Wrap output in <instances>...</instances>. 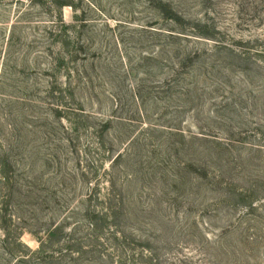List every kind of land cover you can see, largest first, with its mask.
<instances>
[{
    "label": "rangeland",
    "instance_id": "obj_1",
    "mask_svg": "<svg viewBox=\"0 0 264 264\" xmlns=\"http://www.w3.org/2000/svg\"><path fill=\"white\" fill-rule=\"evenodd\" d=\"M98 247L264 264V0H0V264Z\"/></svg>",
    "mask_w": 264,
    "mask_h": 264
},
{
    "label": "trees",
    "instance_id": "obj_2",
    "mask_svg": "<svg viewBox=\"0 0 264 264\" xmlns=\"http://www.w3.org/2000/svg\"><path fill=\"white\" fill-rule=\"evenodd\" d=\"M110 208H114V207L110 206ZM110 211H111V209H110ZM100 214H103L104 217H108L110 214L109 208L103 207V210L100 212ZM89 226H90L89 229H91L94 232L99 228L96 223H91V225H89ZM113 236H114L113 237L114 241H118L119 239L123 238V231L116 230L115 232H113ZM97 238L98 237H96V240H97ZM94 243H95V241H94ZM101 246H104V245H101ZM88 247L89 246H86L85 250ZM110 250L112 251L113 247H111V248L109 247L108 250L106 248H104L101 251H99V247H98L97 249L93 250L92 252L93 253L96 252L97 256H99L102 259L101 263H103V264H106L107 262H109V264H127V257H126V253H124V251L122 252L121 250L116 249L117 254H116L115 258H113L111 253L108 254V251H110ZM121 254H122V257L124 258V261L121 257ZM78 255H79V253H78ZM105 258H106V260H105Z\"/></svg>",
    "mask_w": 264,
    "mask_h": 264
}]
</instances>
